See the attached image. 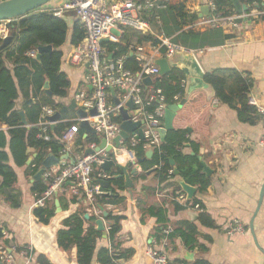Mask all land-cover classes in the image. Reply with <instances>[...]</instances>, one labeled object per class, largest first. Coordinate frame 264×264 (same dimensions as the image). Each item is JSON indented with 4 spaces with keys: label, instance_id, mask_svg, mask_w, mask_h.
<instances>
[{
    "label": "crops",
    "instance_id": "0c3cea01",
    "mask_svg": "<svg viewBox=\"0 0 264 264\" xmlns=\"http://www.w3.org/2000/svg\"><path fill=\"white\" fill-rule=\"evenodd\" d=\"M65 1L53 0L47 5V8L59 9ZM175 3H182L186 13L198 15V20L184 30L193 28L203 32L213 28L204 24L209 16L199 17L200 8L207 6L208 0H170L169 5ZM262 3L264 4V0ZM253 8L259 9L252 7L250 10ZM259 10L263 14L257 20H246L236 29L221 28L223 34L233 35L232 39L224 40L218 45L197 49L193 51V55L203 74L216 69H232L247 74L253 81L248 98L255 100L258 106L264 107V20H260L261 16H264V5L263 9ZM159 16L162 33L165 35V31L168 30L173 34L167 38H173L177 34L174 13L165 8L159 12ZM64 17L69 27L76 20L75 14L70 11L65 12ZM152 35H159L158 27L154 24ZM8 36H10L9 30ZM130 43H137L136 39L132 38ZM61 70L67 75L70 88L66 98H54V101L68 106L74 93L83 86L84 71L64 65ZM183 84L185 95L180 103L196 91H203L206 99L212 100L207 117L208 133H199L191 127L187 128V132L189 129V140L198 145L203 163L211 171L208 176L211 178L209 187L204 193H198L195 188L191 199L194 198L199 202L198 205L202 212L204 211L210 216L214 227H201L197 223L198 213L190 207L181 211L175 210L174 204L177 203L174 201L175 195L184 193L187 196L180 185L181 180L178 176L169 178L165 183L160 184L150 173H146L145 179H140L142 172L138 168V176L131 177L133 187L119 192L124 197V201L116 206L103 207L107 213L123 217L116 239L118 245L116 252L123 250L132 252L131 256L118 260L117 264H151L145 255L146 248L150 245L163 251L169 264H194L197 261H203L206 264H264V193L262 203L256 212L260 192L264 185V156L257 145L259 139L264 136V120L257 114L253 124L241 122L236 110L214 100L212 89L203 85L195 76L185 79ZM228 84L231 89V79H228ZM43 90L45 93L44 85ZM35 100L36 98H33L31 94L26 97L19 93L14 102L15 110L19 113L22 112L26 120V107L34 104ZM75 118L74 114V118L62 122H71ZM41 123L40 115L37 127L40 128ZM1 129L7 130L5 126H2ZM6 138L8 140L7 135ZM87 148L89 147L76 145L75 138L72 143L65 146L61 154V156L68 155L69 159L61 162L71 164L70 160L75 161L84 156V151ZM5 151L8 154V165L16 175L15 187L21 195V205L18 209H12L0 196V229L8 234V238L0 239V248L4 246L5 241H9V244L15 245L18 249L30 246L34 254L32 264H36V258L39 255L44 256L50 264H77L75 247H71L67 251L58 248L56 233L61 228L62 220L78 209L84 208L89 217L94 215L89 213L88 202L83 196L71 194L66 186L65 190L48 204V207L52 206L54 211L49 223L46 225L39 223L33 214L32 205L36 197L31 191L36 174L32 175L29 170L37 152L31 149L27 150L28 158L25 165L17 167L13 163L8 147ZM183 152L191 154L192 151L187 147ZM131 159L134 161L133 168H136V159L131 151L123 150L122 156L117 160L119 164L123 165ZM115 170L117 169L110 171ZM59 197L64 200V208L58 200ZM72 197L77 198L76 203H69ZM56 200L58 206L55 205ZM149 208H161L166 211L167 228L172 229L182 221L196 225L198 229L197 241L204 250L201 251L198 247L187 248L179 237H174L171 240L165 238L166 244L163 245V238L157 240L156 229L159 224L156 218L147 215ZM233 221H238L244 226V234L232 236L225 234L224 227ZM251 221L253 234L249 231ZM103 222L104 226L107 225L105 220ZM102 247H109L107 233L106 238H103L101 234L97 240L96 251ZM0 264L3 263L0 261ZM14 264H24L23 258L17 255ZM91 264H98L96 255H94Z\"/></svg>",
    "mask_w": 264,
    "mask_h": 264
},
{
    "label": "trees",
    "instance_id": "16d2710c",
    "mask_svg": "<svg viewBox=\"0 0 264 264\" xmlns=\"http://www.w3.org/2000/svg\"><path fill=\"white\" fill-rule=\"evenodd\" d=\"M240 1L247 5L249 10L252 7L263 9L262 0ZM47 5L28 13L21 19L10 21L8 26L12 41L0 50V196L12 209L20 207L21 195L15 187L16 175L8 165L6 147H8L13 163L17 167L25 165L28 158L27 150L36 151L37 156L29 166L32 175H35L48 154L56 157L61 156L65 145L59 139L62 132L71 125V122H62L71 119L70 113H67L62 116L53 130L48 128L47 134L50 137L48 141L38 137L41 136V130L36 124L39 121L42 108L49 107L56 112L64 106L54 101V98H66L70 88V81L61 70L63 60L69 48L78 45L84 37V30L77 19L69 27L65 17H55L52 14L54 9L47 8ZM215 5L216 9L209 14V18H225L234 13L228 0H216ZM166 8L172 11L175 17V32L177 34L171 38L172 42L189 51L218 45L224 40L233 38L231 34H223L221 28H209L203 32L193 28L184 30L198 20V15L186 13L182 3H175L174 5L168 3ZM260 20H264V16H261ZM172 34L168 30L165 31L166 37ZM132 38H135L139 44L149 42L157 45L159 43L157 38L150 34L142 35L132 30H126L119 43L106 42L102 46L107 51V57L111 55L112 59L125 55L126 67L135 72L136 64L127 50ZM2 41L0 38V45ZM41 46H50L51 52L43 53L39 60L27 56V52L37 51ZM185 79L180 70L171 69L167 75H159L154 80L153 87L162 90L167 105L179 103V110L173 120V129L166 133L160 147L152 150L151 156L147 159L145 158L147 150L143 148L144 141L133 148H129V150L136 160H143L141 163H136L142 172L140 179H145L146 173H150L160 184L165 183L169 179L168 171L172 170L173 172L175 170L182 182L196 188L198 193H204L210 185L211 178L203 172V158L199 154V147L189 140L187 128L191 127L202 134L208 133L207 117L212 100H207L203 91H196L180 103L185 95L183 84ZM228 79L232 81L231 89ZM203 80L212 89L214 100L235 109L241 122L254 123V117L257 116L256 109L248 104V94L253 81L247 74L232 69H216L205 73ZM45 81L48 82L50 97L43 90ZM19 93L26 97L31 94L33 98H36L34 104L26 107L27 126L22 125L19 112L15 110L14 102ZM175 96H178L177 101L173 100ZM114 121L121 123L120 116L116 117ZM2 126H5L7 130L3 131ZM98 142L96 136H88L82 139L81 130L76 137V145L82 147H89ZM187 147L191 149V154L183 152ZM170 161L173 164H170ZM99 173H105L111 177L107 180L108 185L106 187L100 185ZM119 174H121L119 170L106 172L102 171L100 167L94 166L92 184L100 185L104 192L103 195L95 197V207L116 206L124 201V197L119 193L125 191L123 180L115 179V176ZM170 178H175V176L172 174ZM46 188L45 183L40 179L33 182L31 191L36 198H39ZM76 199V197L70 198L69 203H76ZM58 200L64 208L63 198L59 197ZM191 202L199 204L194 198L191 199ZM174 205L176 211L186 208V206L178 203ZM53 213L52 206L33 210L35 218L43 225L49 223ZM85 214H87L85 209L81 208L62 220L61 228L56 233L58 248L67 251L71 247H75L77 264H91L94 255H96L98 264H117L118 260L131 256L130 250L116 252L118 246L116 239L120 231L122 216L107 213L104 220L109 227L107 232L109 247H102L96 251L97 240L101 237V233L95 229V221L98 217L91 215L88 220H85ZM147 215L155 217L159 224L156 229L157 240L164 238L163 231L167 228L168 222L166 211L161 208H149ZM197 223L205 228L214 227L210 216L204 211L198 213ZM2 231L0 229V239L3 238ZM174 237H179L189 249L198 247L201 251L204 250L197 241L198 229L193 223L178 222L172 228V232L166 236V239L171 240ZM8 245L9 241H5L4 246ZM36 264L50 263L44 256L39 255L36 258ZM194 264L206 263L197 261Z\"/></svg>",
    "mask_w": 264,
    "mask_h": 264
},
{
    "label": "built area",
    "instance_id": "2783aa9c",
    "mask_svg": "<svg viewBox=\"0 0 264 264\" xmlns=\"http://www.w3.org/2000/svg\"><path fill=\"white\" fill-rule=\"evenodd\" d=\"M170 0H66L59 9H54L52 14L61 18L65 12H73L76 19L84 30L82 41L70 48L67 52L63 65L79 68L84 71L82 76L83 86L74 93L73 99L76 110H82L87 114L83 119L75 118L61 134L60 141L65 145L72 143L77 137L80 129V122L85 120L94 131L98 140L105 139L106 145H112L113 140L121 132L120 124L114 121L119 116V108L124 106L129 99L133 109L129 111L130 121L140 123L141 134L137 131L128 135L126 141L121 140L119 145L124 151H130L140 142L144 141L143 148L152 151L161 145L159 129L162 127L163 117L167 108L165 96L161 89L153 87L154 80L159 76V68L155 60L159 58L171 59L176 53H191L180 45L172 42L161 31L159 11L165 9ZM216 0H208L209 14L215 11ZM263 13L259 9L248 10L243 17L246 20H257ZM153 15V16H152ZM235 14L225 17H210L204 24L213 28L236 29L239 24L234 22ZM9 22L0 24V38L3 40L8 36ZM153 24L158 27L159 35L155 36L158 44L151 43L137 44L129 43L128 52L136 64V71L133 72L125 65L126 56L122 55L115 59L107 57V51L102 46V40L110 43H119L126 30H132L142 35H152ZM154 36V35H152ZM37 51L27 52L30 58H36ZM150 78L152 84L145 86L143 80ZM111 91L114 92L113 96ZM118 100L115 105L113 100ZM178 100V96L173 98ZM248 104L254 106L256 113L264 120V107L258 106L252 98ZM95 109L96 115L90 117L88 113ZM54 111L49 107L42 108L41 113V136L44 141L49 140L47 134L51 122L48 117ZM99 143V142H98ZM98 144H91L89 149L96 148ZM264 156V136L257 143ZM103 159L108 157L103 151L89 156L77 158L73 164L60 162L56 167L46 169L41 180L46 185V190L39 197L35 198L32 207L45 208L54 198L57 197L65 187L76 196H83L89 204V213L101 218V213L95 207V197L103 195L100 185H93L94 166L100 167ZM131 161H133L131 159ZM134 162V161H133ZM173 174L168 171V178ZM98 178L107 181L111 177L105 173H99ZM174 201L182 206L190 207L197 213L202 212L198 204H193L186 194L177 193ZM109 227L105 224V232ZM172 232L170 227L163 231V245L166 244V236ZM227 236L244 234V226L233 221L224 227ZM3 238L8 234L2 231ZM23 258L24 264H32L33 250L30 246L18 249L15 245L9 244L0 248V261L3 264H14L16 256ZM145 255L151 264H169L166 254L150 245L146 248Z\"/></svg>",
    "mask_w": 264,
    "mask_h": 264
},
{
    "label": "water",
    "instance_id": "95a60500",
    "mask_svg": "<svg viewBox=\"0 0 264 264\" xmlns=\"http://www.w3.org/2000/svg\"><path fill=\"white\" fill-rule=\"evenodd\" d=\"M53 0H0V23L1 22H10L13 20L21 19L22 17H25L28 13H31L32 11L42 8L45 5L49 4ZM233 8V11L237 18H235L234 22L236 24H243L246 22V19L243 17L244 14L247 13L248 6L241 3L240 0H228ZM209 16V9L207 6H203L200 8V15L199 17H208ZM12 41V36H7L5 39H3L2 44L0 45V50L3 49L5 46H7ZM102 43H106L107 40L104 39L101 41ZM51 47L50 46H41L37 49L36 59L39 60L43 53H50ZM111 58V55L109 56ZM155 64L159 68V75L164 76L167 75L171 69H178L180 70L185 78L193 77L195 76L197 79L200 80V82L203 85H206L203 77L204 74L202 73L195 57L191 53H176L171 59H165V58H159L155 60ZM143 84L145 86H150L152 84V81L150 78H145L143 80ZM45 94L49 97L51 96V93L48 89V82H45L44 84ZM114 92L111 91V95L113 96ZM115 105H118V100L114 98L113 100ZM133 109V104L131 99L128 100V102L119 108V116L121 118V132L119 136H117L114 140L112 145H106L105 139H101L94 149H85L84 156H89L94 153H100L103 151L105 154H108V157L106 159H103L100 156V159L103 160V163L100 165V168L103 171H110L111 169H117L121 172V174L115 176V179H122L123 180V187L124 189H131L133 187V183L131 180V177L138 176L137 170L138 167L133 168L134 162L131 160H128L125 164H119L118 163V157L122 156L123 150L120 148V141H126L128 139V135L131 134L134 131H137L139 134H141L140 130V123H132L130 121L129 117V111ZM179 110V105L173 104L168 105L164 117H163V123L162 127L159 129L160 133V140L161 142L164 141L166 133L173 129V120L175 117V114ZM74 113L75 116L79 119H83L87 116L85 112L82 110H76V106L74 103V100L70 101V104L68 106H63L60 110L54 112V114L50 117H48V120L51 122L50 129L53 130L55 127V124L58 123L62 116L67 113ZM21 122L23 126H27V122L25 120L24 114L21 112L19 113ZM90 117H93L96 115L95 109L90 110L88 113ZM80 129L83 131V139L87 138L88 136H94V131L89 125V123L85 120H82L80 122ZM190 130L188 129V132ZM151 156V151L146 152L145 158H149ZM68 155H62L60 157H55L53 155H48L43 161H42V167L41 169L36 173L34 176V180L38 181L41 179L42 173L51 167H56L62 160H67ZM143 160H136V163H141ZM70 163L73 164L74 160H70ZM170 164H173L172 161H170ZM202 168L203 172L206 174V176H210L211 171L205 166V164L202 162ZM173 175L177 176V172L174 170ZM100 185L102 187H106L108 185V182L105 180L100 181ZM180 185L182 189L187 193V197L191 199L195 193V188L185 184L184 182H180ZM263 193H264V185L261 189L260 196H259V202L256 209H259L262 200H263ZM55 205L58 206L57 200L55 201ZM98 210L101 213V218L97 219L95 221V229L96 231L100 232L102 234L103 238H106V232H105V226H104V218L107 216V212L103 209V207L98 206ZM255 212V213H256ZM84 219L88 220L89 215L85 214ZM249 231L251 234H253V224L252 221L249 224Z\"/></svg>",
    "mask_w": 264,
    "mask_h": 264
},
{
    "label": "rangeland",
    "instance_id": "374dc122",
    "mask_svg": "<svg viewBox=\"0 0 264 264\" xmlns=\"http://www.w3.org/2000/svg\"><path fill=\"white\" fill-rule=\"evenodd\" d=\"M179 2H180V1H179ZM70 115H71L70 118H74V114L70 113Z\"/></svg>",
    "mask_w": 264,
    "mask_h": 264
}]
</instances>
